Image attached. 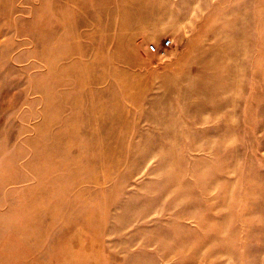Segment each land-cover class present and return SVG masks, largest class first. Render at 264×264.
<instances>
[{
  "label": "rangeland",
  "instance_id": "1",
  "mask_svg": "<svg viewBox=\"0 0 264 264\" xmlns=\"http://www.w3.org/2000/svg\"><path fill=\"white\" fill-rule=\"evenodd\" d=\"M0 264H264V0H0Z\"/></svg>",
  "mask_w": 264,
  "mask_h": 264
},
{
  "label": "built area",
  "instance_id": "2",
  "mask_svg": "<svg viewBox=\"0 0 264 264\" xmlns=\"http://www.w3.org/2000/svg\"><path fill=\"white\" fill-rule=\"evenodd\" d=\"M170 42H171L170 40L165 41V45L166 46H169L170 45Z\"/></svg>",
  "mask_w": 264,
  "mask_h": 264
}]
</instances>
